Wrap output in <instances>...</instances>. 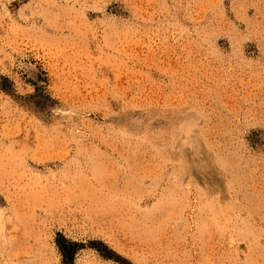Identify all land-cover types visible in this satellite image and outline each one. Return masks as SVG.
<instances>
[{"label":"rangeland","instance_id":"obj_1","mask_svg":"<svg viewBox=\"0 0 264 264\" xmlns=\"http://www.w3.org/2000/svg\"><path fill=\"white\" fill-rule=\"evenodd\" d=\"M70 243L264 264V0H0V264Z\"/></svg>","mask_w":264,"mask_h":264},{"label":"trees","instance_id":"obj_2","mask_svg":"<svg viewBox=\"0 0 264 264\" xmlns=\"http://www.w3.org/2000/svg\"><path fill=\"white\" fill-rule=\"evenodd\" d=\"M64 240V239H63ZM81 248V245H78L76 243H70L68 247H62L59 245V251L62 254L65 264H73L74 262V255L78 249ZM96 251L102 253L103 257L107 259H112V257L109 254L103 253L101 250L98 248L95 249Z\"/></svg>","mask_w":264,"mask_h":264}]
</instances>
